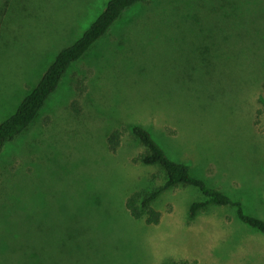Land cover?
Instances as JSON below:
<instances>
[{
	"label": "rangeland",
	"instance_id": "374dc122",
	"mask_svg": "<svg viewBox=\"0 0 264 264\" xmlns=\"http://www.w3.org/2000/svg\"><path fill=\"white\" fill-rule=\"evenodd\" d=\"M8 1L0 0V122L109 0ZM233 1L137 3L69 68L0 152V264H264V234L235 206L190 215L205 197L193 185L154 202L159 223L126 205L167 178L138 159L140 124L264 218V0L241 6L238 21L224 13ZM116 128L125 135L113 151Z\"/></svg>",
	"mask_w": 264,
	"mask_h": 264
},
{
	"label": "trees",
	"instance_id": "16d2710c",
	"mask_svg": "<svg viewBox=\"0 0 264 264\" xmlns=\"http://www.w3.org/2000/svg\"><path fill=\"white\" fill-rule=\"evenodd\" d=\"M140 2H148V0H109L106 8L83 35L73 44L59 51L37 85L23 97L17 109L0 122V152L8 142L16 139L35 121L51 95L60 86L69 68L84 57L101 38L106 36L129 8ZM240 2L241 0H234L232 3L235 4V7H231L232 12H224L232 20L235 18L237 21L243 19L244 11H241V6L250 8L257 5L255 4L256 0L254 2L247 0V3H243V5H240ZM8 4L10 5V0ZM224 28L220 25L218 29L220 36L225 34ZM211 50H214L212 44ZM262 101L264 103V92ZM76 104H78V100L74 102L75 106ZM133 132L145 147L144 152L138 156V159L145 164L159 165L167 176L165 183L151 190H136L128 196L126 205L135 218L144 217L149 223H159L163 212L154 206V202L167 189L185 184L199 188L205 196L204 199L194 201L191 204L190 215L192 217L210 205H233L236 207L237 215L243 223L264 234L263 217L248 212L241 200L235 199L219 187L212 186L205 178L195 175L191 164L172 157L150 129L137 124L133 126ZM124 135V128H116L111 132L108 137L111 150H118Z\"/></svg>",
	"mask_w": 264,
	"mask_h": 264
}]
</instances>
